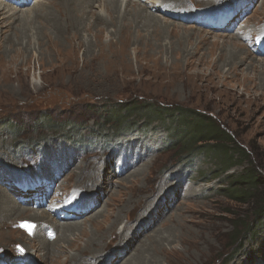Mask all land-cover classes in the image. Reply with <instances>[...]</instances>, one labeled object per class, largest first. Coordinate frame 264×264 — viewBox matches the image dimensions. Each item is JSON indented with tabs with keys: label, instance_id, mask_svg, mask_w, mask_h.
Wrapping results in <instances>:
<instances>
[{
	"label": "rangeland",
	"instance_id": "1",
	"mask_svg": "<svg viewBox=\"0 0 264 264\" xmlns=\"http://www.w3.org/2000/svg\"><path fill=\"white\" fill-rule=\"evenodd\" d=\"M0 1L27 11L38 2L47 3L29 0L19 6ZM184 1L185 12L199 17L203 27L183 22L186 17L164 15L161 18L170 25L165 34L159 36L156 29L141 26L142 32L137 34L133 25L122 40L117 33L119 25L107 24L91 27L89 32L82 29L80 39L70 41L74 42L73 48L64 53L46 46L40 51L34 38L41 37L33 35L39 22L30 25V40L23 42L22 53H17L20 55L9 44H3L15 29L4 30L7 34L0 37V200L21 207L25 204L29 214L15 216L3 233L15 231L17 219L30 221V209L50 214L44 205L43 209H34L32 202L21 203V191L12 186V176L17 180H21L19 176H45L49 181L53 178L60 192L79 190V208L91 210L83 211L76 220L61 222L55 218L59 224L75 222L87 234H95L94 224L116 223L120 232L130 223L132 232L143 231L131 252L146 247L150 264H264V223L255 222L257 227L249 233L243 231L238 245L234 243L237 225L250 224L256 207L239 204L225 193L228 181L251 166L264 184V54L257 53L254 44H246L242 38L264 36V0ZM130 2L132 6L139 3ZM97 7L95 2L91 11L98 12ZM225 14L232 16L229 27L234 29H210ZM10 22L14 27L18 21ZM86 23L89 25L88 20ZM99 30L103 33L101 40L96 38ZM197 34L208 41L201 42ZM224 37L243 47L240 51L246 59L237 60L240 63L234 70L218 59L221 54L224 58L230 55L224 52L230 47L221 48ZM62 43L65 48L69 45L65 40ZM86 44L93 48L87 49ZM34 47L35 55L24 54L26 48ZM196 48L197 54L192 53ZM214 64L219 69H213ZM125 103H133L127 108L134 115L129 120L121 115V121L136 126L123 130L115 126L116 131L106 132L101 126L97 128L106 112ZM142 106L206 114L233 137L247 156L244 160L234 157L237 163L228 169L226 160L216 156L212 146L202 154L204 144L197 143L192 147L197 153L187 157L185 143L169 149L160 123L144 128L147 112L137 114ZM166 123L173 127L170 121ZM179 123L185 125L181 119ZM205 129L200 121L190 132ZM221 149L217 148L228 156V151ZM94 183L98 187L91 193ZM260 191L264 197V185ZM56 234L60 235L58 231ZM161 236L168 254H158L159 261H152V244ZM13 237L3 247L0 259L13 260L14 245L20 236L14 232ZM115 242H108L104 251H112ZM20 244L36 264H58L28 255L31 248ZM54 253L61 264L67 263L69 253ZM20 259L16 264H24Z\"/></svg>",
	"mask_w": 264,
	"mask_h": 264
},
{
	"label": "bare ground",
	"instance_id": "2",
	"mask_svg": "<svg viewBox=\"0 0 264 264\" xmlns=\"http://www.w3.org/2000/svg\"><path fill=\"white\" fill-rule=\"evenodd\" d=\"M24 1L26 2L29 0H24ZM130 1L131 0H46L47 2V3L45 2L46 4H41L42 1L41 3L38 2L34 5L33 9L29 11L17 9L15 7L3 4V2L0 1V37L4 34H7V31H4L5 29L7 30L8 28H10L12 31L13 29H15L16 32L14 33L10 32V36L6 37L3 44L6 43L9 44L10 49H14L16 54L19 53V51L20 53H22L21 47L23 42L25 40H30V36L28 37V32H29L28 29L30 25L39 22L40 27L38 28L37 31L34 32L33 35L36 34L35 36L41 37V38L39 37L34 38L36 40L37 47L40 49V51L42 50V47L44 48L46 46V48H53L52 50H59L58 53L59 52L64 53L71 50V48H73L71 44H73L74 42L71 43L70 41H74V40L76 41L80 39L79 37L81 36V32H83L81 31L82 29H84V31L87 30L89 32V30L92 29L91 27L99 28L101 26H106L107 24L113 25L114 27L115 26L117 27L119 25V27L117 28V33H119L122 36V40H123L126 39L128 35L127 34L128 30L132 28V26L134 25L137 34L139 32H142V29H139L141 26L144 28H149L151 30L152 28L156 29L157 30L156 33H158V35L160 36L168 32L169 30L167 31V27L170 26L169 24H167L166 20L161 17H163L164 15L173 17V15L180 14L182 10L183 11L186 10L184 0H161V4H160V0H140L139 1L140 4L138 3L137 6H132ZM95 2L98 3V7L95 8V9H99L98 12L91 11V9L94 8ZM147 3L149 5H147ZM164 3H166V5L164 6L165 11L161 10V7ZM19 6H23V4H20ZM122 8L124 9L123 11ZM18 12L20 13V15ZM153 13H158L159 16ZM184 15L185 14H181L178 15V17ZM128 17H130V19ZM12 20L18 21L16 26L14 27L13 25L11 26V24L13 23L10 21ZM87 20L89 21V25H87L86 23ZM19 32L21 34H19ZM48 32L51 33V35H49ZM98 33L99 35L98 36L95 35V36L97 40H101L100 37L101 34L103 33L101 30H99ZM33 35H31L32 38ZM91 35L93 34L91 33ZM191 36L192 35H186L184 37L188 38ZM204 37L205 36H201L200 34H197V38L203 43L208 41L207 40L208 38L206 37L204 38ZM62 40H65L69 44L68 47L66 46L67 48H65V46L63 45L64 43H62ZM73 46L75 47V45ZM85 46H87V49L93 48V45L91 44L88 45L86 44ZM96 46H99V44ZM17 47H19V49ZM35 47L34 50H31L30 48L29 49L26 48V50H24V54L30 53L32 55H35ZM222 47L223 48L230 47L229 49L224 51V52L228 51L230 55L227 58H224L225 54L223 53L224 55L222 54L219 55L218 59L222 61V64L226 62L227 63L226 65L230 66L231 70L236 69L234 66L238 65L241 61L246 59V57L243 56V54L240 51L242 50L243 47L233 42L230 43V40L229 41L226 40L225 37L224 39L222 38L221 48ZM100 49H102V47H100ZM91 50H88L87 53L88 55L92 54ZM198 51H199L198 48H196L195 51H193L192 53L197 54ZM99 57H102V54ZM95 58L96 57H93L92 61H95ZM237 60H239L240 62H238ZM213 69H219V65L214 64ZM97 185L98 184H95L92 190L90 188L91 193H93V191L98 187ZM22 205L24 207H21V204H18L17 206L9 202V200L7 199L5 201L0 200V249H4L3 247L7 246L11 242V240H14L13 233L15 232L20 236L17 240L18 244L22 242L23 244H25V247L31 248V251H29L30 253L28 252V255L35 254L36 257L44 263L50 260V261H55L58 264H61V262L57 260L58 258L56 259V257L54 256L55 254L54 251L57 250L59 252L65 251L66 253L70 254L67 258L68 261L65 264H150V258L146 247L142 246L138 250H136L135 253H132L135 250L133 246L136 243L137 239L142 235L143 231L141 232V230L140 231L138 230L136 232L134 231L135 233L132 232L131 227L128 225L130 223L127 222L123 230L120 232L116 230V226H117L116 223H113L110 226H101L99 224H94L93 226L94 229L96 230L95 234H89V233L87 234V230L84 227L81 228L75 222L69 224L64 223L61 225L58 223L57 220H55L56 218L55 216H50V214H45L43 212H39L38 210L34 211L30 209L31 211L30 213L32 214L30 216L32 217L29 220L34 223H37L39 226L38 231L33 239L28 238L24 234V232H21L17 229L15 231H11V232L7 231V233H3L4 231L7 230L9 221H11L15 216L24 217L26 216V214H29L28 213L29 209L26 208V205L25 204ZM30 205L32 206L33 202ZM85 211H86L85 213H88L91 210L89 208ZM80 215H82V212L72 213L73 218L75 217L74 220H76ZM17 220L22 222L28 221L22 219H17ZM49 229L55 233L56 231H58L60 235L58 236L56 234L57 236L54 240H48L47 231ZM111 235H112V239H109V241H107L108 237H111ZM113 239L116 240L115 242L117 243L116 246L114 247V249H112V251L105 252L104 249L106 245L108 244V242L110 243V241H113ZM163 241H164V237L161 236L153 242L152 244L153 253L151 257L152 261H159V259H157L156 257L158 256V254H162L165 257L167 256L168 252L165 251L162 246ZM21 258L22 260H24V264L25 263L36 264L35 260L32 257L24 255ZM6 262L7 260L0 261V264H7Z\"/></svg>",
	"mask_w": 264,
	"mask_h": 264
},
{
	"label": "trees",
	"instance_id": "3",
	"mask_svg": "<svg viewBox=\"0 0 264 264\" xmlns=\"http://www.w3.org/2000/svg\"><path fill=\"white\" fill-rule=\"evenodd\" d=\"M128 104L132 105L133 103L117 105L113 107L112 111L110 110L109 112H106L104 115L105 117L102 118L101 122L97 124V128L101 126V131L106 132L116 131L117 128L115 126L121 127L122 130L124 127L129 128V126H136L131 125V123L127 124L125 123V121H121V115L124 119L127 118L129 120L130 118H133L134 113L131 114V110L127 108L129 106ZM142 107L143 108L140 109L141 111L138 110L139 112H137V114H141L143 116V113L147 112V115H144L146 117V120L143 121L145 122L144 128H150V126H152L155 122L160 123L163 126L162 130L167 135V148L175 149L177 148V146L183 145V143H185L186 146L184 148V151H186L187 153L186 157L194 156L197 153L192 149L193 145L197 143L204 144V147L202 148L201 145L202 149L200 148L202 154L208 149L209 146H212V152L217 154L216 156L223 157L226 160L224 163L228 166V169L235 166V164L237 163L234 157H237L240 160H244L247 156V153L244 151V149L238 146V144L233 140V137L225 130H223L217 122H215L210 116H207L206 114L197 113L194 111L182 112L168 107L165 109H149L145 106ZM180 119L181 121L185 122V125H180ZM118 121L121 122V124H119ZM169 121L171 122L170 126L172 125L173 127H168V125H166L169 124L166 123ZM200 121L205 123L206 129L203 131L201 130L199 133H196L195 131L190 132L194 124L196 122L200 123ZM71 126L73 127L74 125ZM83 128L84 127L77 128V130L80 131L83 130ZM131 128L133 129V127ZM192 136H194V138L192 139L193 141L190 144L189 140H191ZM189 147L191 149H189ZM217 148H222L221 150L226 149L228 151V156L224 154L225 150L218 151ZM182 152L179 151V154H177L180 155ZM180 162H182V160ZM263 185L264 184L258 177L257 171H255L252 166L250 169L244 170L241 175L235 180H229L227 183V190L225 191V193L227 194L229 199L246 206H255L257 210L254 211L252 215L254 222L251 221L248 225H244L243 223H241L237 225V229L234 230V243H237V245L238 241L240 240L239 237L243 231L249 233L251 230H254L257 227V224H259L260 222L264 223V197L260 191ZM255 222L257 223L256 225H254Z\"/></svg>",
	"mask_w": 264,
	"mask_h": 264
}]
</instances>
